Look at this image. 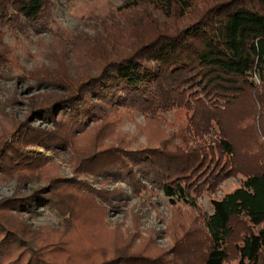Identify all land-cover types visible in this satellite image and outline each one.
I'll list each match as a JSON object with an SVG mask.
<instances>
[{
    "label": "trees",
    "instance_id": "trees-1",
    "mask_svg": "<svg viewBox=\"0 0 264 264\" xmlns=\"http://www.w3.org/2000/svg\"><path fill=\"white\" fill-rule=\"evenodd\" d=\"M50 7L51 0H0V70L8 66L4 28L40 24ZM99 28L84 40L102 35L105 46L84 50L75 77L50 75L63 92L32 110L51 128L13 122L0 131V177L46 181L27 196L0 199V264H70L78 257L71 244L78 213L94 211L104 227L113 194L46 176L47 158L25 149L74 150L76 135L92 129L73 169L124 181L134 192L159 191L191 216L166 250L136 247L113 231L105 250L87 241L76 248L85 264H264V0H123ZM133 110L163 122L162 113L181 111L169 122L180 129L178 143L161 138L130 149L115 126L120 111ZM113 134L114 144H101ZM229 175L239 176L238 186L201 212L199 193ZM42 204L70 216L57 236L22 219Z\"/></svg>",
    "mask_w": 264,
    "mask_h": 264
},
{
    "label": "rangeland",
    "instance_id": "rangeland-1",
    "mask_svg": "<svg viewBox=\"0 0 264 264\" xmlns=\"http://www.w3.org/2000/svg\"><path fill=\"white\" fill-rule=\"evenodd\" d=\"M122 1L51 0L48 14L40 24L26 25L22 30L4 28L2 42L7 49L8 66L0 70V131H8L13 122H24L41 129L51 128L48 121L34 116L32 111L40 103L63 92L57 84L51 85L53 79L48 78L50 75L75 77L82 67L84 50L105 46L102 35H96L97 40L85 41L84 37L88 38L100 30V19L113 13ZM240 102L246 106L249 103L246 99ZM120 114L122 117L115 126V134L123 135L129 142L130 149L154 146L152 142L161 138L167 139L171 144L178 143L180 129L178 125L169 122L181 117V111L171 110L162 113L164 122L147 120L139 110L128 113L120 111ZM92 126L94 128L97 125ZM99 130L101 131L97 137L104 132L102 129ZM233 135L240 138L239 131ZM210 137L211 134L206 133L203 139L208 141ZM93 138V129L77 134L74 150L68 148L48 150L36 145L25 147L26 150L47 158L42 167L46 176L83 180L92 189L103 188L107 193L113 194L110 201L105 204L102 227L104 231L99 227L94 211L84 210L83 213H78L79 221L71 228L75 233L71 244L78 254V257L73 258L78 261L74 260L70 264H85L83 261L85 255H81L76 248L86 241L102 250L109 247L113 231L119 232L122 238L129 237L134 246L144 245V248L151 252L171 247L173 244L171 235L180 234L177 224L184 220L187 225V218L191 213L185 208L170 207L167 199L159 191L147 189L134 192L124 181L108 179V182H102L94 170L88 172L73 169L77 150H84L86 144ZM111 139L107 140L109 142L102 140L101 144H114L119 136L113 134ZM207 144H210L209 141ZM239 183L238 175H229L210 189L204 188L196 197L200 211L208 214L211 210L210 200L220 198ZM45 184L44 179L36 177H31L25 182L0 177V199L13 195L27 196ZM119 202L122 204L119 205ZM69 217L63 216L46 204L36 206L35 213L31 215H22L24 223L31 230L52 236H57L58 232L68 225Z\"/></svg>",
    "mask_w": 264,
    "mask_h": 264
}]
</instances>
